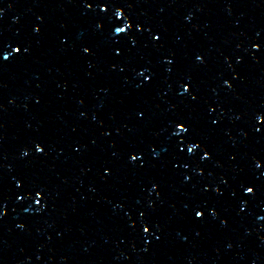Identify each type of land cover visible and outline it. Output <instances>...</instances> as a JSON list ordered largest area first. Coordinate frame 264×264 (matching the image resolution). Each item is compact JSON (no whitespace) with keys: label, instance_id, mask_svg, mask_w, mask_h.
<instances>
[{"label":"snow or ice","instance_id":"6c2138e0","mask_svg":"<svg viewBox=\"0 0 264 264\" xmlns=\"http://www.w3.org/2000/svg\"><path fill=\"white\" fill-rule=\"evenodd\" d=\"M249 191H251L252 189H248Z\"/></svg>","mask_w":264,"mask_h":264}]
</instances>
